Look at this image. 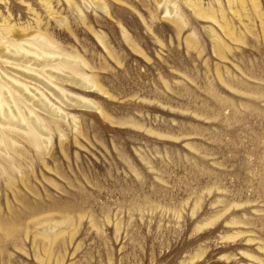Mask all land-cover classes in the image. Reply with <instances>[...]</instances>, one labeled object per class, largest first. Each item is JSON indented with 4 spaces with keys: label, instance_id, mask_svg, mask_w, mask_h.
Instances as JSON below:
<instances>
[{
    "label": "rangeland",
    "instance_id": "obj_1",
    "mask_svg": "<svg viewBox=\"0 0 264 264\" xmlns=\"http://www.w3.org/2000/svg\"><path fill=\"white\" fill-rule=\"evenodd\" d=\"M3 92L0 264H264V0H0Z\"/></svg>",
    "mask_w": 264,
    "mask_h": 264
},
{
    "label": "bare ground",
    "instance_id": "obj_2",
    "mask_svg": "<svg viewBox=\"0 0 264 264\" xmlns=\"http://www.w3.org/2000/svg\"><path fill=\"white\" fill-rule=\"evenodd\" d=\"M18 50V49H17ZM21 50V49H20ZM28 50V49H27ZM26 50V51H27ZM34 50V49H33ZM19 51V50H18ZM33 52V51H32ZM30 53V52H29ZM34 55L40 56L37 52H33ZM25 60L29 61V59L25 58ZM43 81V80H42ZM5 87V86H4ZM12 88L19 93L22 97L26 98V100H32L31 96H27L24 94L23 90L19 87L12 86ZM14 93V92H13ZM34 96V95H32ZM40 103L41 100H37V103ZM12 101L3 93H0V125H8V124H20L21 118L19 117L18 112L13 108ZM36 104V102L34 103ZM42 103L40 104V106ZM39 106V107H40ZM17 109V108H16ZM46 109V108H45ZM20 113V112H19ZM23 113V112H22ZM31 115V114H30ZM30 118V117H28ZM22 123V122H21ZM33 123V122H32ZM29 124V123H28ZM35 133V132H34ZM42 140V139H41ZM2 144V142H0Z\"/></svg>",
    "mask_w": 264,
    "mask_h": 264
}]
</instances>
